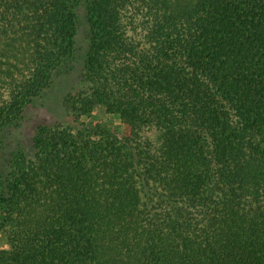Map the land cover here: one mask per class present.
<instances>
[{
  "label": "trees",
  "instance_id": "trees-1",
  "mask_svg": "<svg viewBox=\"0 0 264 264\" xmlns=\"http://www.w3.org/2000/svg\"><path fill=\"white\" fill-rule=\"evenodd\" d=\"M81 8L78 125L6 154ZM0 215V264H264V0H0Z\"/></svg>",
  "mask_w": 264,
  "mask_h": 264
},
{
  "label": "rangeland",
  "instance_id": "rangeland-1",
  "mask_svg": "<svg viewBox=\"0 0 264 264\" xmlns=\"http://www.w3.org/2000/svg\"><path fill=\"white\" fill-rule=\"evenodd\" d=\"M79 14L81 23L77 34L76 51L68 64L69 66L56 74L51 87L34 101L24 114L21 124L7 133L6 154L20 147L23 150L30 151L33 136L41 123L78 125V123L73 121L76 115L70 107L68 97L72 90L78 91L81 86L85 85V81L83 80V62L84 53L88 46V25L83 8L80 9ZM78 122H85L88 125L100 123L117 127L119 119L108 113L103 106L97 105L90 117L87 115L81 116ZM3 223V216L0 215V224ZM6 247L7 228L0 226V248Z\"/></svg>",
  "mask_w": 264,
  "mask_h": 264
}]
</instances>
